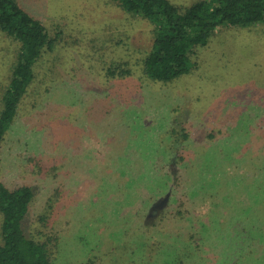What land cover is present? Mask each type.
<instances>
[{
  "label": "rangeland",
  "instance_id": "rangeland-1",
  "mask_svg": "<svg viewBox=\"0 0 264 264\" xmlns=\"http://www.w3.org/2000/svg\"><path fill=\"white\" fill-rule=\"evenodd\" d=\"M17 2L55 47L0 177L34 188L23 227L58 238L54 264H264V25L220 26L190 74L162 82L144 73L153 23L115 0ZM17 51L0 31V111Z\"/></svg>",
  "mask_w": 264,
  "mask_h": 264
},
{
  "label": "trees",
  "instance_id": "trees-1",
  "mask_svg": "<svg viewBox=\"0 0 264 264\" xmlns=\"http://www.w3.org/2000/svg\"><path fill=\"white\" fill-rule=\"evenodd\" d=\"M115 1L126 12L153 23V42L143 60L144 73L153 81L169 82L190 74L196 65L191 58L194 48L207 45L220 26L264 25V0H198L183 8L170 0ZM0 31L18 43L16 61L1 101V148L34 81L35 65L46 51L54 49L55 40L45 25L17 0H0ZM55 196L52 194L48 199L47 209L52 207ZM34 198L32 186L10 189L0 177V264H54L52 257L57 251L58 238L49 235L39 241L29 236L23 227ZM50 216L40 214L39 220L44 224Z\"/></svg>",
  "mask_w": 264,
  "mask_h": 264
}]
</instances>
